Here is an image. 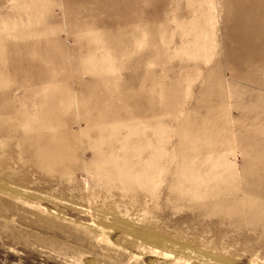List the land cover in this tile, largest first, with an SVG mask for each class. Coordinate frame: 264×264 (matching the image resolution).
<instances>
[{
  "label": "rangeland",
  "instance_id": "374dc122",
  "mask_svg": "<svg viewBox=\"0 0 264 264\" xmlns=\"http://www.w3.org/2000/svg\"><path fill=\"white\" fill-rule=\"evenodd\" d=\"M204 263L264 264V0H0V264Z\"/></svg>",
  "mask_w": 264,
  "mask_h": 264
},
{
  "label": "bare ground",
  "instance_id": "6f19581e",
  "mask_svg": "<svg viewBox=\"0 0 264 264\" xmlns=\"http://www.w3.org/2000/svg\"><path fill=\"white\" fill-rule=\"evenodd\" d=\"M198 54H199V53H198ZM198 54H197V56H198ZM101 117H102V116H101ZM101 117H99V118H101ZM99 118H98V119H99ZM103 120H104V119H103ZM103 120H102V121H103ZM54 140H56V139H54ZM50 145H51V146H50L51 149H54V150H55L54 152H58V151H56V150H57V149H58V150L60 149V147L57 146V144H54V143H53V144H50ZM95 168H96V167H95ZM98 169H99V168H98ZM96 171H97V169H96ZM178 249H179V248H178ZM180 249H181V248H180ZM186 251H187V250H186ZM179 252H180V251H179ZM179 252H178V253H179ZM188 254H189V253H188ZM188 254H187V255H188ZM191 256H192V255H191ZM190 258H191V257H190ZM205 263H206V261H205ZM205 263H204V264H205ZM211 264H212V263H211Z\"/></svg>",
  "mask_w": 264,
  "mask_h": 264
}]
</instances>
